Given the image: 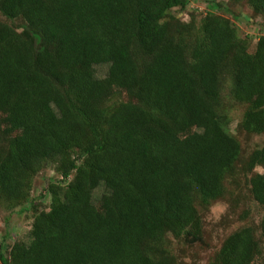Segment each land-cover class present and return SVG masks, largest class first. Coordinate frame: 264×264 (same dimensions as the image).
<instances>
[{
  "label": "trees",
  "instance_id": "trees-1",
  "mask_svg": "<svg viewBox=\"0 0 264 264\" xmlns=\"http://www.w3.org/2000/svg\"><path fill=\"white\" fill-rule=\"evenodd\" d=\"M230 2L264 18V0ZM190 4L0 0V201L34 205L35 178L51 165L60 176L29 242L0 243V264H180L169 238L201 241L197 203L226 198L241 157L225 98L246 106L240 129L264 134V36L251 51L217 13L230 10L213 2L186 22L174 12ZM99 65L109 66L104 78ZM247 165L264 209V172L254 173L264 145ZM259 229L264 240V217ZM261 253L256 230L243 227L209 264H256Z\"/></svg>",
  "mask_w": 264,
  "mask_h": 264
},
{
  "label": "rangeland",
  "instance_id": "rangeland-1",
  "mask_svg": "<svg viewBox=\"0 0 264 264\" xmlns=\"http://www.w3.org/2000/svg\"><path fill=\"white\" fill-rule=\"evenodd\" d=\"M213 2L220 3L226 12H217L224 14L231 19L238 27L242 37L251 38V51H254L259 37L264 36V18L254 16L251 8L244 2L241 4H232L230 0H191L188 9L180 13L175 10L183 21H190L194 17L198 22L211 9ZM13 27L22 31L23 22L21 20L7 21ZM108 65H99L95 67L98 78L106 77ZM116 100L129 101L131 96L121 93ZM225 110L229 113V125L227 127L230 134L238 139L241 144V157L237 163V170L233 181L228 180V194L223 200L212 203L208 208H204L198 202L197 207L203 219V235L200 242L193 243L187 238L174 239L170 237L171 248L180 264H209L215 254L220 250L224 240L233 232L243 228L252 227L256 230V237L260 242L261 255L256 264H264V240L261 238L260 222L264 217V209L255 202L250 194L248 178L253 174L247 171V164L253 151L262 148L264 145L263 135L248 134L240 129L243 114L246 110L245 105L235 104L228 96L225 98ZM261 167H257L254 173H263ZM60 179L55 171V166H49L45 171L35 178L32 199H37L34 205H26L24 209L7 210L6 206L0 201V243H3L4 249H9L16 242H29L30 231L34 215L41 211L49 210L51 199L44 193L49 183ZM232 181V182H230ZM105 189L100 187L94 195L95 203L102 198ZM44 197L41 198V195ZM101 204L98 203L99 206Z\"/></svg>",
  "mask_w": 264,
  "mask_h": 264
}]
</instances>
